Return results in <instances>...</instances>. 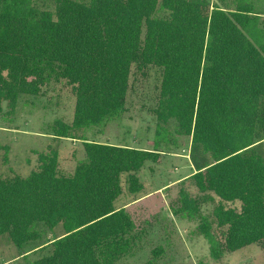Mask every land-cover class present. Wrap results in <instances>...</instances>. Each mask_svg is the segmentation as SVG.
I'll use <instances>...</instances> for the list:
<instances>
[{"label":"trees","instance_id":"16d2710c","mask_svg":"<svg viewBox=\"0 0 264 264\" xmlns=\"http://www.w3.org/2000/svg\"><path fill=\"white\" fill-rule=\"evenodd\" d=\"M220 3V4H219ZM0 0V111L37 96L52 77L75 94L72 124L58 138L100 125L126 108L133 67L162 71L155 112L191 136L189 176L198 191L240 209L215 208L217 257L264 240V0ZM85 159L61 175L57 155L41 154L27 177L0 178V237L19 248L40 239L38 223L60 234L34 264H112L134 228L122 195L143 189L137 173L161 152L83 142ZM187 200H186V206ZM221 246V249L219 246ZM143 264H154L149 260Z\"/></svg>","mask_w":264,"mask_h":264},{"label":"rangeland","instance_id":"374dc122","mask_svg":"<svg viewBox=\"0 0 264 264\" xmlns=\"http://www.w3.org/2000/svg\"><path fill=\"white\" fill-rule=\"evenodd\" d=\"M231 2V0H226ZM219 3V0H212ZM220 4V3H219ZM43 9H53V0H36ZM162 71L156 67H133L126 108L118 116L100 125L72 131V138H58L57 121L72 124L75 94L65 79L52 77L37 96L21 95L14 108L7 102L0 111V178L27 177L40 167V155H57L61 175L70 176L85 159L83 142L97 141L161 152L157 163H147L138 173L143 189L132 193L128 175L122 177V195L115 205H128L134 228L125 235L126 244L112 264H264V240L237 251L212 252L211 240L201 229L208 225L211 236L220 245L223 231L218 227L215 208L240 209V202H223L214 193L198 191L189 176L194 171L190 158L191 136L181 134L174 119L162 121L158 106ZM264 155V143H263ZM186 200L188 208L186 206ZM40 239L23 248L8 236L0 237V264H34L51 251L37 249L60 234L38 223ZM219 246V245H218ZM221 249V246H219Z\"/></svg>","mask_w":264,"mask_h":264},{"label":"crops","instance_id":"0c3cea01","mask_svg":"<svg viewBox=\"0 0 264 264\" xmlns=\"http://www.w3.org/2000/svg\"><path fill=\"white\" fill-rule=\"evenodd\" d=\"M118 145V144H117ZM130 147H133V146H130ZM135 204V203H134ZM133 203H131V204H128V205H116V207L117 208H125L126 209V211H128V213H129V210H130V207L132 206V205H134ZM130 214V213H129ZM131 215V214H130ZM132 217V216H131ZM133 219V218H132ZM23 257V256H22Z\"/></svg>","mask_w":264,"mask_h":264}]
</instances>
